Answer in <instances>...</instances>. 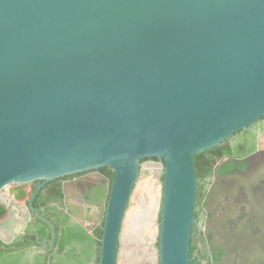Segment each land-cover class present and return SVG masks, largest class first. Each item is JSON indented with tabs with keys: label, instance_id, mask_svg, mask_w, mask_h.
Segmentation results:
<instances>
[{
	"label": "water",
	"instance_id": "water-1",
	"mask_svg": "<svg viewBox=\"0 0 264 264\" xmlns=\"http://www.w3.org/2000/svg\"><path fill=\"white\" fill-rule=\"evenodd\" d=\"M263 115L264 0H0V239L8 186L108 166L98 264H190L194 156Z\"/></svg>",
	"mask_w": 264,
	"mask_h": 264
},
{
	"label": "flooded vegetation",
	"instance_id": "flooded-vegetation-1",
	"mask_svg": "<svg viewBox=\"0 0 264 264\" xmlns=\"http://www.w3.org/2000/svg\"><path fill=\"white\" fill-rule=\"evenodd\" d=\"M194 167L190 264H264V115L199 153ZM112 172L106 166L10 186L15 235L7 244L0 239V264H98Z\"/></svg>",
	"mask_w": 264,
	"mask_h": 264
},
{
	"label": "trees",
	"instance_id": "trees-1",
	"mask_svg": "<svg viewBox=\"0 0 264 264\" xmlns=\"http://www.w3.org/2000/svg\"><path fill=\"white\" fill-rule=\"evenodd\" d=\"M197 156H198V154H196L194 156V163L195 164L197 163ZM151 159L157 160V158H151ZM111 175L113 176V172ZM112 180H113V178L110 177V182H112ZM11 186H21V185H11ZM14 195L17 199L22 200L26 197L27 194L22 190V191L14 194ZM6 214H7L6 207L2 203H0V222L3 220V218L6 216ZM101 233H102V230H100V235H101ZM97 259H99V250H98V258Z\"/></svg>",
	"mask_w": 264,
	"mask_h": 264
},
{
	"label": "rangeland",
	"instance_id": "rangeland-1",
	"mask_svg": "<svg viewBox=\"0 0 264 264\" xmlns=\"http://www.w3.org/2000/svg\"><path fill=\"white\" fill-rule=\"evenodd\" d=\"M9 187H10V186H8V187L6 188V190H5V192H6L7 194H8V191H7V190H8Z\"/></svg>",
	"mask_w": 264,
	"mask_h": 264
}]
</instances>
